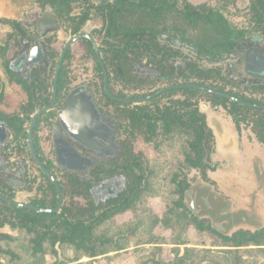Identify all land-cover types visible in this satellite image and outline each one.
Wrapping results in <instances>:
<instances>
[{
    "label": "trees",
    "instance_id": "obj_1",
    "mask_svg": "<svg viewBox=\"0 0 264 264\" xmlns=\"http://www.w3.org/2000/svg\"><path fill=\"white\" fill-rule=\"evenodd\" d=\"M93 1L39 0V4L42 12H50L54 23L70 35L82 31L92 12L101 18V31L105 33L97 40L108 74H113L108 75L110 91H114L118 85L140 89L148 84L154 85L150 77L117 75L119 72H133L128 54L139 59L147 58L158 71L173 72L167 59L174 57L176 52L157 42L158 36L166 31H158L157 28H166L169 17L173 20L171 29L180 40L199 56L210 60L229 53L233 41L244 34L233 30L221 15L211 9H195L186 4L183 12H180L175 9L174 0H106L100 5ZM75 9L78 14H74ZM251 14L256 27L260 29L264 25V0L252 4ZM180 23L186 24L184 30ZM0 26L9 29L6 33H0V66L8 76V86L22 89L27 97L24 102L26 108L23 111V107L21 111L25 114V120L16 125L15 117L20 111L13 112L4 106L6 92L0 80V119L7 123L18 139L25 138L23 126L29 123L36 108L47 104L48 98L39 100L38 96L41 97L43 90L50 89L51 80L45 85L36 74L38 69H33L28 81L13 76L10 65L17 50H11L13 47L17 49L27 39L28 32L16 21L0 19ZM52 41L51 38L47 40L50 76L59 56V52L52 47ZM80 44L93 56L87 41L81 40ZM70 57L69 50L64 62ZM64 69L63 66L58 79L57 106H60V97L67 85ZM212 72L203 70L199 72L201 75L159 77H168L171 85L192 84L224 92V87L217 85L225 80L224 77L210 75ZM98 77L102 87V77ZM176 95L183 99H172ZM198 98L206 99L212 107L226 109L235 121L241 120L240 111H252L194 90L167 92L144 106L124 111L130 136L123 147L124 170L137 167L135 160L143 158L142 152L138 151V156L132 152L137 138L151 146L153 155L138 164L139 175L131 173L127 176L128 186L122 196L107 205L82 206L74 201V197L88 198L89 186L74 179L61 183L67 201L59 214L34 213L0 201V231H9L0 232V264H46L47 256L57 258L65 253L71 255V261L61 264L77 263L83 258L88 259L85 264H96L98 257H109L108 254L112 253L113 258L118 257L125 244L130 247L163 245V239L157 234L161 220L152 211L147 215L143 211L154 198H160L164 212L175 217V223L166 227L170 238L168 244L174 248L167 260L160 254L158 260L153 261L149 255L150 264H264V229L254 233L240 231L231 237H224L212 231L206 221L193 218L184 205L183 194L189 187L185 173L194 170L205 179V172L209 169L208 158L214 145L205 116L199 110ZM253 112L264 114V111ZM255 127L264 130V115L255 121ZM169 152L175 153L172 159L167 158ZM49 187L54 191L52 186ZM0 195L13 200L1 190ZM31 205L44 207L36 203ZM190 228L196 234L194 245L197 247H188L190 240L187 231ZM179 247H183L182 250Z\"/></svg>",
    "mask_w": 264,
    "mask_h": 264
},
{
    "label": "flooded vegetation",
    "instance_id": "obj_2",
    "mask_svg": "<svg viewBox=\"0 0 264 264\" xmlns=\"http://www.w3.org/2000/svg\"><path fill=\"white\" fill-rule=\"evenodd\" d=\"M133 1L136 2L137 0ZM222 1L225 0H185V2H182V0H174L176 6L175 9L180 12H183L186 4L195 9H211L212 12L221 15L233 30L236 32H244L243 36L233 41L234 44L229 53L216 60H210L199 56L193 48L182 42L179 36L173 32L171 29L173 26V20L171 21V17H169L166 28H163L162 26L157 28L158 31L163 29L166 30L158 36L157 42L160 46H164L176 52L174 57L167 59L168 66L174 69L173 72L158 71L147 58L139 59L136 56L128 54L129 63L132 66L133 72H119L117 75H137L140 78L150 77L153 80L152 82L154 85L148 84L143 89L133 88V86L123 87L118 85L117 87H114V91H110L108 81V91L111 96L122 100H139L147 98L163 88L177 86L171 85L168 77H159V75H201L199 73L200 71L204 70L207 73L212 70L214 73L212 72L210 75H222L225 79L223 82L217 84L219 87H224V92L222 93L239 101L244 99L246 101L242 102L250 105L264 106V25L260 26V29H258L255 22L252 20L251 14L252 4L257 0L231 1L235 6H238L240 10L246 12L245 14L248 17L249 27L245 28L231 26L222 11L225 9V4L219 5ZM105 2L106 0L93 1L96 5ZM90 22H97L99 26L92 29L89 33H86L85 28ZM180 27L184 30L186 24L180 23ZM101 29V18L92 12L90 19L86 22L82 31L77 35L84 33L89 35L95 41L98 48V57L95 55L91 43L86 39L81 40H85L90 44L93 56L86 52L87 50H85L80 44L81 40L74 43L68 49V51L70 50L71 57L67 62H64L63 60L61 66V68L63 66L65 68L64 75H66L67 85L61 94L60 106L56 105L59 100L57 92L54 105L48 112L38 117L32 135L33 148L36 156L39 158L46 171L55 179L62 194L61 183H67L66 180L76 179L79 182H84L89 186L87 189L88 198L84 199L76 196L74 197V201L82 206L92 205L93 207L107 205L112 201L118 200L127 189V176L131 173L139 175L138 164L150 157L145 152L146 149L144 150V147H149V145L143 144L139 141L140 139L137 138L132 152L136 155L138 151L142 152L143 158H137V160H135L137 167L132 166L131 170L130 168L124 170L126 167L123 165V147L126 141L130 139L124 121V111L136 106H144L167 93L165 92L142 105L125 104L110 99L103 90V72L98 62L99 58L107 75V79L108 75H113L111 73L108 74L99 51V43L97 39L105 33L104 31H101ZM180 32H182V30H180ZM68 35L69 38L77 36L70 35L69 33ZM74 45L80 53V61L85 62L91 60L93 63L91 73H88V75H81L82 73L80 72L71 73L70 66L75 60L71 53V48ZM60 52L61 51H59V54ZM187 52L191 55L190 59L187 57ZM13 58L12 62L15 60L19 61L21 59V54L19 53ZM179 60H182V62L185 63L184 70L176 65ZM96 65L98 66L99 71L97 70ZM193 67L194 70L192 71ZM33 69L34 68H31L28 72H24L25 75H15V72L12 74L14 77H19L24 81H28ZM81 72H87V69H82ZM36 74L39 75L41 81L45 85H48L51 80V87L48 90H43L41 97L38 96L39 100L48 98L47 104L36 108L32 116L37 111L47 107L51 101L54 71L52 76H50V72H48L45 77L41 71H38ZM98 75H101L102 77V87L100 86ZM150 75H156L158 79L155 80ZM244 75L249 76L248 78L246 77V79ZM85 76L88 78L87 81L83 80V82H77L80 78ZM252 76H260L262 78L258 80ZM5 77L6 84H8V76L5 75ZM3 90L6 92L5 88H3ZM10 95H8L7 92L4 95V106H7L8 109H12L13 112L20 111L15 117L17 125L25 120V114L21 111L23 107V111L26 108L24 102L27 97L22 89H17L16 87L12 88V98H9V100L13 99V103L8 100ZM68 99L71 100L70 109L67 115H63L66 101ZM107 99L116 103V105L109 104ZM172 99L183 98L181 96H174ZM204 100L206 101V99L203 98L197 99V101H199V110H202L201 106L203 104H208L212 109L222 108L220 106L212 107L211 103L208 101L205 102ZM224 110L231 117L240 137L244 136L251 141L255 140L259 144H264V130L255 127V121L264 114L260 115L253 112L264 110L250 109L252 110L250 112L240 111L241 120L239 121H235L228 111L226 109ZM235 113H238V111ZM32 116L30 117L29 123L23 126L25 138L19 137V139L11 132L7 123L0 119V190L19 203L33 207L38 206L31 205V203H36L37 205L42 204L44 207L38 208L52 209L55 208L58 201L56 190L37 168L28 147L27 137ZM73 158L76 160L81 159L85 164H83L82 167H77L78 164L74 166L70 162ZM207 165L209 167L207 171H214L220 166V164L217 163H208ZM207 171L205 172V176ZM195 173L203 181L212 184L206 180V177L203 179V176L199 172L195 171ZM49 186H52L54 191H52ZM54 200L55 203L53 204ZM66 201V197L63 194L62 206Z\"/></svg>",
    "mask_w": 264,
    "mask_h": 264
},
{
    "label": "water",
    "instance_id": "obj_3",
    "mask_svg": "<svg viewBox=\"0 0 264 264\" xmlns=\"http://www.w3.org/2000/svg\"><path fill=\"white\" fill-rule=\"evenodd\" d=\"M81 39L88 40L98 57V48L95 41L87 34L81 33L69 38L62 47L57 64L54 69L52 82V98L49 105L37 111L31 118L28 131V147L31 156L40 172L54 186L58 201L55 208L45 209L22 204L0 195V201L6 205L28 210L39 214H58L62 207L63 194L55 179L46 171L36 156L33 148V130L38 117L48 112L54 105L57 94V82L59 72L68 49ZM24 59V57H23ZM22 60V59H21ZM21 62V61H20ZM103 72V90L112 100L125 104L142 105L165 92L178 90H195L212 96L233 102L241 107L264 110V106H255L239 101L225 93H219L209 88L196 85H177L163 88L153 95L139 100H122L111 96L108 91V79L103 65L98 58ZM14 73V69L10 68ZM71 100L68 99L63 115L69 112ZM205 116V122L213 136L214 145L209 155L208 163H220L213 172L207 171L206 180L209 184L198 177L195 184L189 182L188 189L183 194V202L189 213L198 221H206L212 231L224 236L231 237L233 234L243 232H258L264 229V144L255 140L250 142L244 139L242 143L237 138V131L232 123L231 117L224 109H220L221 116L212 119L206 111L200 110ZM226 125L229 127L227 132ZM227 133V134H226ZM226 135V136H225ZM219 157L215 158V153ZM77 167H82L85 162L81 159L74 160ZM194 171V170H192Z\"/></svg>",
    "mask_w": 264,
    "mask_h": 264
},
{
    "label": "rangeland",
    "instance_id": "obj_4",
    "mask_svg": "<svg viewBox=\"0 0 264 264\" xmlns=\"http://www.w3.org/2000/svg\"><path fill=\"white\" fill-rule=\"evenodd\" d=\"M232 0L222 1L219 5H224L225 9L222 10L226 19L231 24V26H235L236 28H245L249 27L248 17L246 16V12L240 10L238 6H235ZM12 7L15 9V18L12 21L19 22L21 26L28 32V37L25 41H22L20 46L15 49L12 48L11 51L17 50V54H21V59L11 61L10 67L14 69L15 75H25L24 72H28L31 68L38 69L42 72L45 77L49 70L48 58H47V40L52 39V47L56 51H61L63 44L69 39L68 32L65 29L60 28L58 24L54 23L53 18L51 17L50 12H42V8L40 7L39 0H14L12 3L5 5L0 4L1 9H5L3 12H7V9ZM78 10L75 9L74 14H77ZM2 20H6L2 18ZM9 21V20H8ZM99 24L97 22H90L86 28L85 32L89 33L92 29L98 27ZM9 29L4 26H0V33H6ZM71 53L73 58H75L71 67V73H82L81 75H88L91 73L92 61L87 60L82 62L79 60L80 53L75 47V45L71 48ZM16 54V55H17ZM24 57V59H23ZM188 59L191 58V55L187 52ZM20 58V55H19ZM17 58V59H19ZM18 61V62H17ZM21 61V62H20ZM176 65L184 70L185 63L182 60L177 61ZM42 66V67H41ZM82 69H87V72H81ZM6 73L3 72L0 66V79L3 83V88L6 89L8 97L12 98V88L6 84ZM153 79L157 80L158 77L156 75H150ZM83 80L87 81L88 78L85 76L80 78L77 82H83ZM160 87V86H159ZM175 97H180V95H176ZM13 103V99L9 100ZM142 147V146H141ZM143 148V147H142ZM146 149V153L148 156L153 155L152 148L144 147ZM175 156V153L169 152L167 154L168 159H172ZM186 174L187 179L191 184H195L198 175L195 171H188ZM100 197V196H99ZM101 198V197H100ZM160 198H154L149 201L148 206L144 208V214H149L151 211L161 220V224L157 230V234L163 239V245H152V246H139V247H130L129 244H125L124 250L120 252L118 257L113 258V253L108 254L109 257H98L95 259L96 264H150V258L153 261L158 260L159 255L161 254L164 260L170 258V252L174 248L168 244L169 242V231L168 228L170 225L174 224L175 217L168 216L161 207ZM0 232L9 233L7 229H4ZM188 239L190 240V245L188 247H197L194 245L196 242V234L193 229H188L187 231ZM179 250H182L183 247H179ZM150 255V258H149ZM71 261V255L69 253H65L55 258L51 255L46 257V264H61V263H69ZM88 259H81L77 263L71 264H85Z\"/></svg>",
    "mask_w": 264,
    "mask_h": 264
},
{
    "label": "crops",
    "instance_id": "obj_5",
    "mask_svg": "<svg viewBox=\"0 0 264 264\" xmlns=\"http://www.w3.org/2000/svg\"><path fill=\"white\" fill-rule=\"evenodd\" d=\"M14 0H0V4H3V5H5V8H6V4H9L10 5V3H12ZM5 9H1L0 8V19H2V18H5L6 20H9V21H12L14 18H15V9H13L12 7H9L8 9H7V12H3ZM248 76L249 75H244V77L246 78H248ZM253 78H257L258 80H260V78H262V77H260V76H252ZM246 78V79H247ZM202 110H204V111H206V114L212 119L213 117H217V118H219L220 116H221V113H220V109L221 108H218V109H212V108H210V106L208 105V104H203L202 106ZM233 123V122H232ZM235 127V126H234ZM226 129H227V132L229 131V127L226 125ZM236 129V128H235ZM237 131V130H236ZM227 134V133H226ZM226 136V135H225ZM237 138L239 139V142L240 143H242L243 142V140L244 139H246V140H249L247 137H244V136H239L238 135V132H237ZM250 142H253V140L251 141V140H249ZM219 153H221L220 151H218L217 153H215V158H218L219 157ZM74 160H76V159H71L70 160V162L74 165V166H76V163H75V161ZM217 162H215L214 164H216ZM217 164H220V163H217ZM219 167H221V164H220V166ZM211 172H213V171H211Z\"/></svg>",
    "mask_w": 264,
    "mask_h": 264
}]
</instances>
